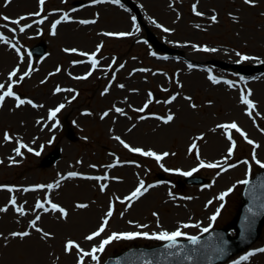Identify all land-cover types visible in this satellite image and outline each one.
Listing matches in <instances>:
<instances>
[{
    "label": "rangeland",
    "instance_id": "1",
    "mask_svg": "<svg viewBox=\"0 0 264 264\" xmlns=\"http://www.w3.org/2000/svg\"><path fill=\"white\" fill-rule=\"evenodd\" d=\"M135 2L148 28L173 48L169 55L146 41V29L120 0H45L42 12L39 0H0V32L7 37V45L15 44L19 49L12 51L20 59L0 66V83L5 85L0 94L12 81H18L13 91L33 102L17 107L14 97H6L0 106V186H7L0 187V209L8 207L7 212L0 211V264H37V257L42 260L40 264H79L78 250L65 251L68 240L90 252L112 233H149L148 237L113 240L96 254L98 260L84 257V264H104L109 255L129 247L155 246L166 241L151 238L152 234L180 230L185 235L178 239H185L202 235L205 228L225 227L238 210L245 186L242 182L264 167V72L244 76L235 67L211 63L212 59L231 65L264 62V0H254L253 4L246 0ZM37 12L39 16L29 15ZM64 13L71 15L56 26L53 34L52 24ZM213 15L216 21H212ZM4 16L10 21L3 20ZM20 17L27 18L20 25L11 23ZM44 17V22L39 23ZM85 20L95 23H80ZM24 25L31 27L21 32ZM121 32L131 35H106ZM43 40L49 53L43 58L31 56L29 48ZM7 45L0 41L3 49ZM72 48L78 51H65ZM92 53L99 61L95 69ZM244 56L250 59L244 60ZM16 69L17 75L10 78ZM25 72L29 74L25 76ZM85 76L86 79L76 78ZM57 87L65 91L56 92ZM249 90V99L256 105L251 116L248 106L242 103ZM176 94V100L167 103ZM149 99L152 102L148 107L138 111ZM61 104L64 107L49 119L50 111ZM116 108L123 109V113L116 112ZM169 114L174 119L165 123ZM232 122L248 139L232 130L236 146L229 154L232 141L218 125ZM68 127L74 130L73 138L67 136ZM6 133L13 139L6 140ZM121 140L132 148L169 155L158 161L132 152ZM21 143L33 151L21 148L22 155H17L15 149ZM193 144L197 147L192 148ZM57 147L62 149L61 159L50 167L41 166V160ZM201 162L220 167H201ZM71 172L78 175L68 176ZM186 172L209 177L210 182L179 183ZM68 178L75 179L68 182ZM140 181L148 191L128 201L126 197ZM50 184L51 189L35 188ZM101 184L107 187L101 190ZM25 188L35 190L23 191ZM225 192L228 195L221 200ZM13 196L27 215L14 227L12 223L5 228L7 217L20 216L10 204ZM48 199L66 209L68 215L43 212L52 215L49 221L55 219L56 224L42 228L51 236L42 238L43 255L35 257L29 243L13 246L9 234L13 229L28 230L37 215L31 210L43 211L35 209V204ZM79 204L88 206L79 208ZM110 209L113 214L105 231L86 240L100 228ZM231 233L235 231L231 229ZM261 248L264 225L257 240L218 264H264V253L260 252L241 260Z\"/></svg>",
    "mask_w": 264,
    "mask_h": 264
},
{
    "label": "snow or ice",
    "instance_id": "2",
    "mask_svg": "<svg viewBox=\"0 0 264 264\" xmlns=\"http://www.w3.org/2000/svg\"><path fill=\"white\" fill-rule=\"evenodd\" d=\"M94 3H101L102 0H93ZM113 3H118L119 0H112ZM246 3H249V4H253L254 3V0H246ZM45 4V0H39V5H40V9H41V12L43 11V5ZM29 15H36V16H39L40 15V12H37V13H32V14H29ZM197 15H203L202 13H199L197 12ZM27 17H20L18 19H15V20H11V23H15L17 25H20V22L21 20H24L26 19ZM47 17H44L43 19H41L40 21H38L39 23H43L44 22V19H46ZM3 20L5 21H10V17H7V16H4L2 17ZM69 19V16L67 13H64V15L61 17L60 20H56L53 24H52V32L53 34H55V30H56V26L58 24L61 23V20H68ZM212 21H216V16L213 15L211 17ZM133 20H135V17H133ZM80 23H84V24H88V23H95V21H88V20H85V21H80ZM31 27V25H24V26H21L20 27V31L23 32L25 30V28H29ZM11 31L15 32L16 29H11ZM164 31H169V29L165 28ZM106 35L108 36H120V37H124V36H129L131 35L130 32H121V33H106ZM0 41H3L4 43H8V39L7 37H5L4 33L0 32ZM13 48H16V45L15 44H12L11 45ZM17 51H19L18 48H16ZM99 50V48L97 49ZM205 50H208V49H205ZM66 52H77L78 50L75 49V48H72V49H65ZM212 51H215V49H212ZM82 55H89L88 53H81ZM92 67L93 69H95V67L99 64V61L96 59V54L95 53H92ZM237 55H239V53H237ZM244 60H248L250 59V57L248 56H244L243 57ZM121 67H123V65H121ZM191 67V65H190ZM59 71V69H57ZM17 71L18 69L16 70H13L10 74H9V77H15L17 75ZM140 71H147L146 69H141ZM29 73L28 72H25L24 75L27 76ZM92 73L89 72L87 75L90 76ZM23 77H21L22 79ZM77 79H86L87 76L85 77H76ZM212 79L214 80V82L216 83H219V80H216L214 77H212ZM18 81H12L11 84L8 85L7 87V90L6 91H3L2 94H0V106L3 105V102L5 100L6 97H14L15 100L17 101V104L16 106L19 107L21 105H24L25 103L27 104H32L33 102L31 100H25V99H21L14 91H13V85L15 83H17ZM229 84H231L232 82L231 81H228ZM120 87H123V85H120ZM5 88V85L0 83V90L4 89ZM61 91H65V89H61L59 87L56 88V92H61ZM67 91H72L71 89H68ZM151 96V94H149ZM177 95H173L170 97V99L167 101V103H171L172 101H175L176 98H177ZM251 95V91L249 90L247 95H244L242 97V103H244L245 105L248 106V114L251 116L252 115V109H254L256 107L255 103L249 99V96ZM73 99H75V97H73ZM187 99L191 100V97H188ZM152 102L151 99H149L145 105H144V108H141V109H138V111H144L145 108L148 107V104H150ZM64 107L63 104L59 105V107L55 108L54 110H51L50 111V116H49V119L53 118L56 116V113H58L62 108ZM192 107L195 108L196 105L195 104H192ZM116 112H119V113H123V109L121 108H116L115 109ZM105 116L108 115V113H104ZM144 117H141V119H143ZM174 119V116L172 114H169L167 116V118L165 119V123L169 122V121H172ZM218 127L224 129L226 132H227V138L232 141V130H235L237 132H240L241 135L244 136V138L247 140V134L243 132L242 129L239 128L238 124L235 123V122H232V123H228V124H222V125H218ZM202 138V137H201ZM5 139L6 140H12L13 138L8 135L7 133L5 134ZM117 140H120V137H116ZM125 148H129L132 152H136V153H140L144 156H152V157H155L156 160H162L165 156H168L169 153L165 152V153H162V154H157L156 152L154 151H145L141 148H132L130 147V145H128L127 143H125L124 141H120ZM248 143L252 144L254 143L253 141L251 140H248ZM235 142L232 141V147L229 148V154H231V152L234 150L235 148ZM197 146L195 144L192 145V148H196ZM21 148H27V150L29 152L33 151L32 148L28 147V145L26 144H23L21 143L16 149H15V152L17 155H22L21 153ZM37 155H39V153L37 152L36 153ZM225 159H227V157H225ZM2 162V161H0ZM256 163H260V161H256ZM201 167H208V168H214V167H220L219 164H204L203 162H201ZM92 167H95V165H93ZM193 171H196V169H193ZM78 173L76 172H71L68 174V176L70 177H75L77 176ZM184 175H191V172H186L184 173ZM88 179H96V180H105L107 179V177H87ZM242 183H248V181H243ZM57 187L59 186L58 184L56 185ZM0 187H7V186H0ZM49 188L51 189L53 187V185H37L35 186V188ZM107 187L106 184H101V190H104L105 188ZM150 187V186H149ZM31 190H35V189H29V188H25L23 189V191H31ZM9 191H14V189H9ZM148 191V187L145 186L144 182L143 181H140L139 185L135 188V190L130 194V196L126 197V199L128 201H132L134 198L135 199H138L139 197L143 196L145 194V192ZM229 191H231V189H229ZM226 195H228L227 192L221 194L220 196V199L222 200ZM10 204L12 206L15 207V211L20 214V215H27V213L25 212V209L23 208V206H18L17 205V200H16V197L13 196L10 200ZM48 204L50 205V208L49 207H46L45 205ZM79 208H86L88 205L86 204H79L77 205ZM35 209H43L44 212H49V211H56V212H59L63 217H67L68 213L66 211V209H64L62 206H60L59 204H56V203H53L50 199H48L47 201L45 202H40V201H37L36 205H35ZM0 211H3V212H7L8 211V207L5 206L4 208L0 209ZM113 214V211L110 209L107 214H106V217L105 219L103 220V223L102 225L100 226V228L95 231V232H92L90 235L86 236L85 239L88 240V241H91L93 240L95 237H98L101 235V233H103L105 231V228L108 224V218H110ZM219 215V212L216 213V215H214L211 219L214 221L216 219V216ZM41 219V216L39 214H37L35 216L34 219H32L30 221V227L38 232H41L43 237H50L51 236V233H48V232H44L43 229L41 228H38L37 227V222ZM188 225H185V227H187ZM141 227H145L143 225H141ZM205 232L209 231L208 228H205L204 229ZM11 237L13 238H16V237H19L21 239L25 238V237H28L31 235V233L29 231H18V232H12L9 234ZM185 235V233H183L182 231L180 230H176V231H173V232H167V231H163L159 234H152V237L151 238H155V239H159V240H168V241H171L172 244L169 245L170 247H174L175 246V242L177 240L178 237H181ZM3 234L0 233V237H2ZM139 236H145V237H148L149 236V233L147 232H121V233H112V235L108 236L106 239H104L101 244L99 245V247H93L91 249L90 252H86L83 248L80 247V245L78 243H76L75 241H72V240H68L66 242V245H65V251L66 252H71L73 249H76L78 250V252L80 253V257H79V264H84V257L85 256H90L93 260H98V257H97V253L98 252H103L104 251V248L106 245H108L109 243H111L113 240H117V239H133V238H136V237H139ZM194 244L195 243H198V238L197 237H190L189 238ZM256 252H260V253H264V248H261V249H256L254 252H249L247 255L245 256H242L241 257V260L243 261H246L248 260L251 256L255 255Z\"/></svg>",
    "mask_w": 264,
    "mask_h": 264
},
{
    "label": "water",
    "instance_id": "3",
    "mask_svg": "<svg viewBox=\"0 0 264 264\" xmlns=\"http://www.w3.org/2000/svg\"><path fill=\"white\" fill-rule=\"evenodd\" d=\"M133 8L137 7L132 4ZM148 39L159 49L172 52L164 43L148 30ZM36 55L46 52L45 44L41 43L32 48ZM219 63L218 60H212ZM226 65V64H224ZM264 69V65L255 67ZM242 72L251 70L241 67ZM68 135L73 136L71 128ZM61 156V151L55 150L44 160L43 165H51ZM202 177L188 178L189 183H201ZM264 223V170L250 179L246 184L243 199L233 222L225 228L214 229L204 237L198 238V243L191 240H176L175 246L170 247L171 241L154 247H135L115 256H110L105 264H218L228 259L232 254L244 249L255 241ZM236 229V236L229 233L230 228ZM208 257V258H207Z\"/></svg>",
    "mask_w": 264,
    "mask_h": 264
},
{
    "label": "bare ground",
    "instance_id": "4",
    "mask_svg": "<svg viewBox=\"0 0 264 264\" xmlns=\"http://www.w3.org/2000/svg\"><path fill=\"white\" fill-rule=\"evenodd\" d=\"M99 6H101V5H99ZM70 15L71 14H68L69 17H70ZM1 43L4 44L3 41H1ZM5 44L7 45V43H5ZM0 49H1L0 50V66H7L8 64L13 63V61L20 60L17 56H15V54H13V51H12L13 47L11 45H7L6 49H3L0 46ZM74 179L75 178H68L67 180H68V182H71ZM83 182H85V181H83ZM35 212H36V214H39L41 216V219H43V221L40 219L37 222V227L38 228H41V229L44 228L45 229V225L46 226H50V225L53 226V225L56 224V220L55 219H52V220L49 221L50 217H53L52 215L43 214L44 211H42V210H31L32 214H34ZM94 212L97 213L98 210H94ZM28 213H29V211H28ZM24 217H25V215L11 216L10 218L7 217L4 220V227L5 228H9V227L12 226V223H13V227H14L15 222L17 220H20V221L24 220ZM41 225H42V227H41ZM14 231H15V229H13V232ZM26 231H29L31 233V236L25 237L23 239H21L19 237L13 238V246L14 245L23 246V243L26 242V243H29L28 245L30 246V253L36 255L35 257L43 255L44 245L42 244L43 243V240H42L43 235H42V233L32 229L31 227L28 230H26ZM33 233H34V235H32ZM37 259H38V260H36L37 264H40V261H42V260H40L41 258L37 257Z\"/></svg>",
    "mask_w": 264,
    "mask_h": 264
}]
</instances>
